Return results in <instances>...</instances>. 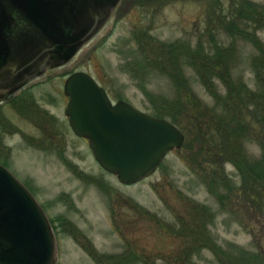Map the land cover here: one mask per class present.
Returning <instances> with one entry per match:
<instances>
[{
	"label": "rangeland",
	"instance_id": "374dc122",
	"mask_svg": "<svg viewBox=\"0 0 264 264\" xmlns=\"http://www.w3.org/2000/svg\"><path fill=\"white\" fill-rule=\"evenodd\" d=\"M243 1L264 5V0H123L104 29L49 78H57L52 80L56 83L62 76L86 72L114 103L126 101L152 116L153 106L145 92L177 102L191 90L206 109L215 107L207 89L187 67L184 88L155 70L143 81L131 76L124 64L141 60L137 43L142 33H149L166 43L233 47V79L256 91L252 62L262 54L251 41H233L225 32L230 7ZM254 34L264 49V29ZM56 89L61 91L53 84L40 92L57 98L50 97L57 101L52 112L64 124V106ZM16 122L35 132L27 120ZM11 143L15 145L12 158H0V162L7 163L50 220L64 213L72 221H81L89 237L88 253L68 240L59 264H227V259L228 264H264V206L261 209L242 194L220 203L197 174L202 162L196 155L203 149L200 143L190 141L173 151L155 174L133 186L122 185L103 170L87 142L70 139L65 151L58 153L30 147L20 136L11 137ZM240 147L251 162L261 157L253 141L241 140ZM224 169L225 178L239 187L243 178L236 166L228 163ZM65 203L72 208H65ZM200 206L210 209L201 228L195 215Z\"/></svg>",
	"mask_w": 264,
	"mask_h": 264
},
{
	"label": "water",
	"instance_id": "95a60500",
	"mask_svg": "<svg viewBox=\"0 0 264 264\" xmlns=\"http://www.w3.org/2000/svg\"><path fill=\"white\" fill-rule=\"evenodd\" d=\"M121 0H0V91L16 92L72 61ZM66 116L98 164L125 186L152 176L185 135L167 119L113 103L86 72L66 81ZM55 237L35 197L0 165V264H56Z\"/></svg>",
	"mask_w": 264,
	"mask_h": 264
},
{
	"label": "trees",
	"instance_id": "16d2710c",
	"mask_svg": "<svg viewBox=\"0 0 264 264\" xmlns=\"http://www.w3.org/2000/svg\"><path fill=\"white\" fill-rule=\"evenodd\" d=\"M231 15L225 32L233 41H251L261 57L253 60L256 75V91L243 82H237L231 75V53L233 47L210 45L200 42L196 47L160 41L149 33L141 34L136 51L141 60L124 64L125 69L136 80H144L151 71L171 77L180 88L187 87L184 67L192 69L204 88L207 89L215 107L206 109L196 93L190 90L180 96L179 101L154 97L145 92L153 106L156 117L170 119L185 134V147L190 141L200 143L203 149L198 165L200 179L208 186L210 193L220 203L230 201L236 194L264 206V49L255 31L264 29V5L249 1L230 7ZM227 19V18H226ZM221 26L224 22H220ZM243 24L255 29L246 30ZM233 46V45H232ZM133 55H135L133 53ZM219 83L223 90L217 86ZM241 140L257 143L261 150L259 160H248L240 147ZM202 142V143H201ZM195 155L196 160L199 159ZM233 163L243 182L235 187L225 177L224 168ZM209 208L197 207L196 218L203 225V216L209 215ZM264 210V208H263ZM219 248V247H217ZM221 250V249H220ZM230 262V259H227ZM235 264V263H230Z\"/></svg>",
	"mask_w": 264,
	"mask_h": 264
},
{
	"label": "flooded vegetation",
	"instance_id": "af4514ba",
	"mask_svg": "<svg viewBox=\"0 0 264 264\" xmlns=\"http://www.w3.org/2000/svg\"><path fill=\"white\" fill-rule=\"evenodd\" d=\"M57 70V69H55ZM55 70H47L38 78L28 82L20 90L9 93L0 91V158L7 161L12 158L14 144H10V138L20 136L21 140L30 147L37 148L50 153L65 151V145L69 140L78 139L88 143V140L76 136L70 126L69 118L66 116V108L69 98L65 96V84L69 76H62L56 83L49 78ZM55 84L60 87L64 106V124L59 123L57 113H53L57 101L50 99L53 95L41 93L42 87ZM56 98L55 96H53ZM57 99V98H56ZM16 120H27L35 132H29L20 127ZM7 169L6 162H0ZM65 208H72L70 203H65ZM43 208V207H42ZM44 210V208H43ZM45 211V210H44ZM56 243V263L59 264L64 244L69 240L72 244L88 253L91 247L87 232L81 227V221H72L65 214L49 219ZM84 224V223H83ZM99 263V262H98ZM101 264V263H99Z\"/></svg>",
	"mask_w": 264,
	"mask_h": 264
}]
</instances>
